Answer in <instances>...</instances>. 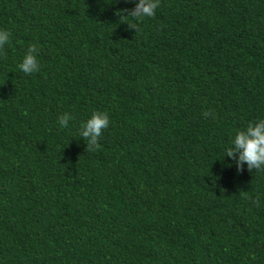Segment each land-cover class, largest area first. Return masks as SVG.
Wrapping results in <instances>:
<instances>
[{"label":"trees","instance_id":"1","mask_svg":"<svg viewBox=\"0 0 264 264\" xmlns=\"http://www.w3.org/2000/svg\"><path fill=\"white\" fill-rule=\"evenodd\" d=\"M134 7L0 0V264H264V171L224 156L264 119V0Z\"/></svg>","mask_w":264,"mask_h":264},{"label":"clouds","instance_id":"2","mask_svg":"<svg viewBox=\"0 0 264 264\" xmlns=\"http://www.w3.org/2000/svg\"><path fill=\"white\" fill-rule=\"evenodd\" d=\"M134 2V8L121 11L126 12L127 15L125 16L131 17L136 22H142L146 17H154L160 4V0H134ZM136 22L127 23L129 28L134 29L135 32L140 30V24ZM10 38L11 32L9 30L0 29V56H6L4 47L10 42ZM38 54L39 48L35 44H30L22 62L19 64V69L27 75L40 71ZM204 116L215 118L211 111H205ZM72 119L74 117L68 112L58 117L59 124L65 128ZM109 125V114L99 110L93 111L90 118L81 123L79 135L86 142V150L92 151L99 148V138L103 130L108 128ZM224 156L235 161L238 172L244 170L245 164L250 172L253 170L264 171V119L251 122L246 128L237 130L225 147ZM255 203L259 206L258 200ZM252 259H255L254 255Z\"/></svg>","mask_w":264,"mask_h":264}]
</instances>
